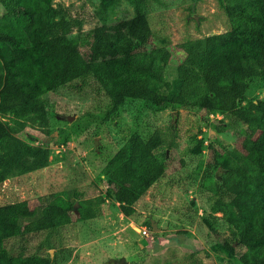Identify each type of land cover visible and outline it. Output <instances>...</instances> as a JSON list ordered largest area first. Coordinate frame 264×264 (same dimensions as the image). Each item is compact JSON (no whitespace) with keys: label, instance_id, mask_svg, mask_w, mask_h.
<instances>
[{"label":"trees","instance_id":"obj_1","mask_svg":"<svg viewBox=\"0 0 264 264\" xmlns=\"http://www.w3.org/2000/svg\"><path fill=\"white\" fill-rule=\"evenodd\" d=\"M115 1L100 0L94 13H86L54 6L53 0H8L0 19V183L49 163L44 140L50 130L37 144L22 134L28 124L48 127L41 97L47 91L64 95L76 84H94L105 99L229 115L256 137L253 159L241 166L220 161L216 143L205 145L208 168L220 167L228 176L211 210L231 227L229 236H220L209 225L216 239L211 248L239 264H264V99L245 101L252 83L264 80V0H224L229 29L182 42L183 58L175 64L171 51L155 44L145 14L105 21ZM94 16L101 21L82 31ZM117 111L109 100L90 117L101 124ZM175 143L172 125L156 128L147 139L132 131L109 158L102 170L108 178L104 192L123 215H133L135 203L163 175L166 151ZM202 144L197 140L198 148ZM94 216L75 189L53 195L39 213L25 201L0 204V264H54L49 255H13L6 242Z\"/></svg>","mask_w":264,"mask_h":264},{"label":"rangeland","instance_id":"obj_2","mask_svg":"<svg viewBox=\"0 0 264 264\" xmlns=\"http://www.w3.org/2000/svg\"><path fill=\"white\" fill-rule=\"evenodd\" d=\"M99 3L53 0L54 6L86 13H94ZM224 4V0H117L105 21L145 14L155 44L168 48L175 64L183 58L182 42L229 29ZM6 7L8 0H0V19ZM97 17L88 20L82 31L98 24ZM41 97L47 105L48 127L28 124L22 134L35 143L50 130L44 140L49 163L0 183V204L25 201L39 213L53 195L75 189L89 201L95 216L12 238L6 246L13 255H49L54 264H116L122 259L127 264H239L211 248L216 239L209 225L220 236H229L231 227L220 212L211 210L228 176L220 167L208 168L205 145L211 141L218 145L220 161L238 166L251 162L256 135L246 126L229 115L197 108L173 105L157 110L132 98L105 99L94 84H76L64 95L47 91ZM254 98L264 99V80L254 81L248 89L245 101ZM109 100L117 103V113L107 122L96 123L90 114ZM170 125L176 143L166 151L165 172L135 203L134 214L123 215L118 203L105 196L108 178L103 168L132 131L147 139L156 128ZM200 138L204 145L198 148Z\"/></svg>","mask_w":264,"mask_h":264},{"label":"water","instance_id":"obj_3","mask_svg":"<svg viewBox=\"0 0 264 264\" xmlns=\"http://www.w3.org/2000/svg\"><path fill=\"white\" fill-rule=\"evenodd\" d=\"M151 225L153 230H157V227L153 222L151 223ZM116 264H127V262L124 259H122L121 261H117Z\"/></svg>","mask_w":264,"mask_h":264},{"label":"built area","instance_id":"obj_4","mask_svg":"<svg viewBox=\"0 0 264 264\" xmlns=\"http://www.w3.org/2000/svg\"><path fill=\"white\" fill-rule=\"evenodd\" d=\"M36 144L38 143V142H35Z\"/></svg>","mask_w":264,"mask_h":264}]
</instances>
